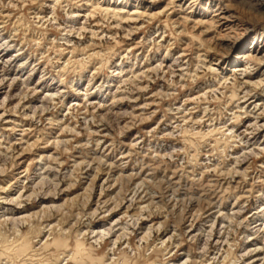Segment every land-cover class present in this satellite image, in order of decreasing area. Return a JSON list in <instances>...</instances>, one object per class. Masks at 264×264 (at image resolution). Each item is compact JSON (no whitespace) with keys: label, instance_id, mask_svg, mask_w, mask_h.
Returning <instances> with one entry per match:
<instances>
[{"label":"rangeland","instance_id":"rangeland-1","mask_svg":"<svg viewBox=\"0 0 264 264\" xmlns=\"http://www.w3.org/2000/svg\"><path fill=\"white\" fill-rule=\"evenodd\" d=\"M182 1L180 8L172 4L173 0H98L101 5L126 10L120 11L125 18L131 17L135 9L150 14L169 5L165 14L153 19L142 16L133 24L122 22L120 17H107L102 12L90 15L87 12L88 8L91 10L90 1L74 5L63 1L53 10L51 1L42 7L38 0L23 10V16L20 11L12 12L15 16L5 27H0V33H4L0 38H3L14 34V22H20L19 36L4 57L23 47L25 54L20 61L28 60L16 75L19 61L6 67L12 81L8 80L11 84L6 82L0 89L3 92L0 112L7 113L0 119V247L12 248L20 234L27 231L29 238L35 237V230L41 225L42 231L33 244L40 248L39 257L47 259L55 255L50 257L51 261L60 256L62 262L63 255L70 250L50 245L55 237L66 238L70 248L74 247L76 238L81 239L90 248V254L104 256V264L109 263V257L119 263L129 260V264H187L189 261L188 264L211 261L210 264H216L218 259L217 264H247L257 254L264 257V212H260L262 220L256 213L259 205L264 206V152L260 150V158H255L252 153H244L246 148L240 141L235 143L229 139L230 129L240 132L247 126L244 114H241L242 120L232 123L236 101L231 99V94L237 90L240 80L237 75L235 81L231 74L232 62L241 61V55L247 51L264 52V0ZM7 2L1 0L0 6L12 9ZM258 2L260 7L250 8ZM17 3L22 6L21 1ZM224 7L236 16L231 24L234 28H228L231 31L225 29L229 22L214 25L212 21L214 13L219 16ZM37 10H41L40 18L32 12ZM73 11L85 12L86 16L79 21H85L87 30H80L76 20L70 17ZM226 35L234 36L235 45L231 49ZM23 37L26 42L21 45ZM258 39L260 48L251 47ZM68 47L75 49L71 53ZM214 66L217 71L211 69ZM149 67L154 70L146 78L141 71ZM118 69L123 71L120 75L115 73ZM37 84L40 90L35 93ZM81 90L88 95L78 94ZM136 106L144 107L137 110ZM6 118L17 120L18 125L5 128ZM252 131L249 128L246 137ZM53 137H58L56 142ZM232 153L244 155L235 160L229 156ZM249 165L251 168L246 170ZM248 189L252 190L245 191ZM234 204L239 210L238 217L231 211L235 209ZM26 212L30 214L28 220L17 218ZM224 215L234 218L227 221ZM118 226L124 227V235L120 234L121 229L120 233L116 232ZM100 228L106 232L96 241L92 233ZM258 228L260 235L254 231ZM257 235L259 239L250 241ZM256 246L261 248L259 253L251 250ZM13 257L21 263L22 255ZM1 259L4 256L0 255V263ZM65 262L83 264L73 260ZM260 264H264V259Z\"/></svg>","mask_w":264,"mask_h":264},{"label":"bare ground","instance_id":"bare-ground-1","mask_svg":"<svg viewBox=\"0 0 264 264\" xmlns=\"http://www.w3.org/2000/svg\"><path fill=\"white\" fill-rule=\"evenodd\" d=\"M1 1V0H0ZM6 1V0H5ZM8 1V0H7ZM15 1V2H14ZM18 1H21L22 2V6L20 7L19 5H18ZM35 1H37L38 2V0H9V2H7L6 4H8V5H11V7H12V9H10V8H3L4 6H0V19H1V21H0V24H2L0 27L2 28V27H5L6 26V23L7 22H9L12 18H13V16H15L12 12H14V11H16V12H18V11H20V16H23V10L24 9H26V7L28 6V5H30V4H33ZM40 2H42L41 3V6L43 7V5L44 4H48L47 2H49V1H51V7L53 8V10H55L56 9V6L57 5H59V4H61L63 1H65V2H67L68 4H69V2L71 1L72 3H73V5L74 4H78V2L80 3V2H82V1H84V0H39ZM91 2L90 4H88L89 6H91V10L88 8L87 10V12H89V14L90 15H94V13H96V12H102L105 16H107V17H111V18H115V19H118L119 17L121 18V21L122 22H131V23H133V24H136L137 22H139L140 20H139V18L140 17H142V16H147V17H150L151 19H153V18H155V17H157L156 15H163V14H165L164 12H165V10L168 8V4L167 5H165V7L160 11L159 10V12H154V13H150V14H145V12H138V10L137 9H135L133 12H131V14L130 15H132L131 17L129 16V17H123V16H121V13L122 12H120V11H123V12H125L124 10H121V9H119V7L117 8V7H111V6H109V5H106V4H103V5H101L100 4V2H98V0H86V2ZM102 1H105V0H102ZM152 1H157V0H152ZM46 2V3H45ZM182 0H173V3L172 4H174V5H176V6H179L180 8L182 7ZM29 3V4H28ZM94 3H95V5H94ZM260 2H258V3H255V5H251L250 6V8L251 9H255V7H260ZM49 5V4H48ZM85 5V4H84ZM153 5H155V4H153ZM50 7V6H49ZM227 7V6H226ZM226 7H224V10H222L221 8V10H222V12L220 13V15L219 16H217V14H215L214 13V15H213V23H214V25L216 24H219V23H221L222 21H227V22H229L230 23V25H226L227 27H225V29L227 28V30L228 31H231V30H229V29H233L234 28V26L233 25H231L233 22H234V18L236 17L235 15H234V12L233 13H230L231 12V10L229 9V8H226ZM30 10H32V9H30ZM90 10V11H89ZM219 10V9H218ZM40 11L41 10H37V11H32L33 12V14L34 15H36V18L38 17V18H40ZM83 11V10H82ZM82 11H73V13H72V16H70L73 20H76V23L79 25V29L81 30V29H85L86 27H85V21L82 19V21L83 22H80L79 20H80V17H83V16H86V14H87V12H86V9H85V12H86V14H85V12L84 13H82ZM217 11V10H216ZM220 11V10H219ZM43 13V12H42ZM32 14V13H31ZM88 14V15H89ZM18 15V14H17ZM89 15V16H90ZM215 16H217V17H215ZM92 17V16H91ZM42 18V17H41ZM43 19V18H42ZM71 19V20H72ZM85 19V18H84ZM239 19V18H238ZM19 20V19H18ZM87 20V19H86ZM186 20H187V18H186ZM207 22V21H206ZM210 22V21H209ZM20 23L19 21L18 22H14V28H15V33L14 34H10V35H8L7 37H3V38H0V89H1V86L4 84V83H6L7 82V84H11V83H9L10 81H12V80H10L11 78L9 77V75L11 74L10 72H8V69H6V67H8V66H10V65H12L13 63H15V62H17V61H19V69H17L16 71H15V75L16 74H19V72L22 70V69H24V67H25V65L27 64V59H23L24 61H20V58H21V56L23 55V54H25L24 53V50L22 49V48H18V49H16L15 51H14V53L13 54H11L9 57H4L5 56V53H7L8 51H9V49L12 47V45L13 44H11V43H14L15 41H16V37H18L19 36V32H17V31H19L18 30V26H20V24L18 25V24ZM57 23V22H56ZM228 23V24H229ZM9 24V23H8ZM87 24V23H86ZM96 24V23H95ZM179 24V23H178ZM226 24V23H225ZM70 25H72V24H70ZM75 25V24H74ZM236 25V24H235ZM73 26V25H72ZM72 26H71V29H72ZM18 27V28H17ZM179 27V26H178ZM215 27V26H214ZM236 27V26H235ZM75 28V27H74ZM94 28V27H93ZM141 27H137V29H140ZM218 28V27H217ZM229 28V29H228ZM69 29V28H68ZM90 29H91V27H90ZM237 29V28H236ZM74 30V29H73ZM77 30V29H76ZM80 30H79V32H80ZM86 30H87V28H86ZM93 30V29H92ZM5 31V30H4ZM75 31V30H74ZM78 31V30H77ZM95 31V30H94ZM94 31H91V32H94ZM98 31H100V30H98ZM98 31H95V33L96 32H98ZM126 31H128V30H126ZM25 32V31H24ZM70 32V31H69ZM84 32H86V31H84ZM101 33V32H100ZM129 33V32H128ZM229 33V32H228ZM232 33V32H231ZM233 33H235V32H233ZM94 34V33H93ZM92 34V35H93ZM104 34V33H103ZM2 35H4V33H0V36L2 37ZM95 35V34H94ZM100 35V34H99ZM229 35H231V34H229ZM229 35H226V36H228V39H226V40H228V41H231L230 42V49L235 45L234 44V42L232 41L233 40V38H234V36H230V38H229ZM232 35H234V34H232ZM103 36V35H102ZM225 36V35H224ZM95 37V36H94ZM97 37V36H96ZM99 37V36H98ZM161 37V36H160ZM163 37V36H162ZM223 37V36H222ZM61 38V37H60ZM224 38V37H223ZM227 38V37H226ZM222 39V38H221ZM135 41V40H134ZM26 42V40H25V37H23V39H22V41H21V45L22 44H24ZM68 43V42H67ZM71 43V42H70ZM154 43V42H153ZM260 39H258L257 41H255V44H254V46H251V47H254L255 49H258V48H260ZM226 44V43H225ZM234 44V45H233ZM258 44V45H257ZM138 45V43L137 42H135V44H134V46H137ZM171 45V44H170ZM201 45V44H200ZM69 46H72V45H70L69 44ZM204 46V45H203ZM225 46V45H224ZM227 46V45H226ZM66 47H67V45H66ZM132 47V46H131ZM207 47V46H206ZM69 49H70V52L72 53L73 52V50L75 49V47H68ZM68 48H66V49H68ZM129 48V47H128ZM166 48V47H165ZM208 48V47H207ZM216 48V47H215ZM224 48V47H223ZM227 48V47H226ZM205 49V48H204ZM214 50V48H211V49H209V50ZM212 50V51H213ZM227 51V50H226ZM73 55V54H72ZM32 57V56H31ZM86 57V56H85ZM198 57H199V55H198ZM201 57V56H200ZM72 59V58H71ZM31 60V59H30ZM29 60V61H30ZM182 61V60H181ZM32 62V61H31ZM175 62V61H174ZM173 62V63H174ZM220 62V61H219ZM232 63H234L233 65H232V68H231V71H232V75L234 76V79H235V81H237V75L239 76V84H238V86H236V87H238L237 88V90H235V91H233L232 92V90H231V92H232V94H231V99L233 100L234 99V101H236V104H235V108L236 109H234L233 107L231 108V109H234L233 110V117H232V119L234 120L232 123H234V122H237V120L238 119H240V120H242V116H241V114H244V116H245V118H246V120H247V126H246V128L243 130V131H240V132H238V131H236V130H233V129H230L229 130V133H230V137H229V139L231 138V140L233 141V142H239L240 141V143L246 148L245 149V151H244V153H247V154H253V157H255V158H260V150H261V152L263 151L264 152V73L263 74H260L262 71H264V52H260V50H258L257 52H255L254 54L253 53H251V51H247V52H244L242 55H241V61H238V62H236L235 60H233V62ZM175 64V63H174ZM34 65V64H33ZM144 65V64H143ZM196 66V65H195ZM172 67H174V66H172ZM33 68H35V67H33ZM197 68V67H196ZM210 68V67H209ZM123 69V68H122ZM121 69V70H122ZM153 68H147V69H142V71H141V74H142V76L144 75L146 78L147 77H149V74H150V71L152 70ZM199 69V68H198ZM212 70H214V71H217V69L215 68V66L214 67H212L211 68ZM121 70H117V71H115V73H116V75H120L123 71H121ZM154 70V69H153ZM187 72V71H186ZM191 73V72H190ZM13 74V75H14ZM174 75V74H173ZM11 76H12V74H11ZM228 76V75H227ZM18 77V76H17ZM180 77V76H179ZM16 78V77H15ZM194 78V77H193ZM12 79H14V77L12 78ZM24 79V78H23ZM126 79V78H125ZM128 79V78H127ZM8 80H9V82H8ZM16 80H17V78H16ZM20 80L22 81V78H20ZM19 80V81H20ZM221 80V79H220ZM13 81H15V80H13ZM18 81V80H17ZM123 81V80H122ZM16 82V81H15ZM23 82V81H22ZM26 82V81H25ZM127 82V81H126ZM119 83V82H118ZM24 84V83H23ZM22 84V85H23ZM131 84V83H130ZM13 85V84H12ZM38 85V84H37ZM61 85L63 86V82L61 83ZM184 85V84H183ZM235 85H237V83L235 84ZM7 86H10V85H7ZM14 86V85H13ZM88 86V85H87ZM32 87V86H31ZM34 87V86H33ZM38 87H40L39 85L38 86H35L34 87V91H35V93L36 92H38L39 90H40V88H38ZM52 87V86H51ZM216 87V86H215ZM234 87L235 86H233V90H234ZM6 88V87H5ZM10 88V87H9ZM13 88V87H12ZM55 88V87H54ZM61 88V87H60ZM88 88V87H87ZM218 88V87H217ZM8 89V88H7ZM206 89V88H205ZM3 90V89H2ZM30 90V89H29ZM48 90H51L50 88L48 89ZM80 90V89H79ZM121 90V89H120ZM213 90V89H212ZM215 90V89H214ZM218 90V89H217ZM10 91V90H9ZM28 91V90H27ZM26 91V92H27ZM6 92V91H5ZM4 92V93H5ZM21 92V91H20ZM61 92H62V89H61ZM78 92V94H80V95H84L85 97H86V95H88L85 91H77ZM88 92V91H87ZM0 93H3V92H0ZM7 93V92H6ZM34 93V92H33ZM33 93H32V95H33ZM46 93V92H45ZM8 94V93H7ZM29 94H31V93H29ZM19 95V94H18ZM22 95V94H21ZM28 95V94H27ZM40 95V94H39ZM46 95H55L54 93H46ZM57 95V94H56ZM43 96V95H42ZM44 96H45V94H44ZM83 96V97H84ZM202 96V95H201ZM9 97V96H8ZM11 97V96H10ZM19 97H20V95H19ZM24 97H25V94H24ZM81 97V96H80ZM192 97H195V96H192ZM43 98V97H42ZM45 98V97H44ZM56 98V97H55ZM3 99H5L4 98V96H3ZM23 99V98H22ZM22 99H21V101H22ZM52 99V98H51ZM199 99V98H198ZM43 100V99H42ZM55 100V99H54ZM89 100V99H88ZM87 100V101H88ZM37 101V100H36ZM76 101V100H75ZM74 101V102H75ZM81 101V100H80ZM79 101V102H80ZM90 101V100H89ZM88 101V102H89ZM133 101V100H132ZM131 101V102H132ZM154 101V100H153ZM18 102V101H17ZM44 102V101H43ZM54 102V101H53ZM72 102V101H71ZM4 103H5V100H4ZM3 103V104H4ZM8 103H9V101H8ZM27 103L28 102H26V106H27ZM30 103V102H29ZM75 103H77V102H75ZM85 103H87V102H85ZM90 103V102H89ZM91 103H93V102H91ZM98 103V102H97ZM233 103H235V102H233ZM1 104H2V102H1ZM12 104H14V103H12ZM16 104H18V103H16ZM24 104V103H23ZM22 104V105H23ZM40 104V103H39ZM42 104V103H41ZM100 104H102L101 102H100ZM99 103H98V106L100 105ZM149 104V103H148ZM75 105V104H74ZM80 105V104H79ZM142 105V104H141ZM144 105V104H143ZM150 105V104H149ZM2 106V105H1ZM0 106V107H1ZM6 106V105H5ZM9 106V105H8ZM20 106V105H19ZM35 105H33V107H34ZM42 106V105H41ZM83 106H85V105H83ZM101 106V105H100ZM103 106V105H102ZM146 106V105H145ZM7 107V106H6ZM10 107V111H12L13 110V108H11V106H9ZM17 107V106H16ZM15 107V108H16ZM25 107V106H24ZM30 107H31V105H30ZM141 107H144V106H141ZM141 107H138L137 108V106H136V108H137V110L138 109H140ZM2 108V107H1ZM5 107H3V109H4ZM23 108V107H22ZM32 108V107H31ZM45 108V107H44ZM105 108V107H104ZM211 108V107H210ZM7 109H8V107H7ZM12 109V110H11ZM24 109V108H23ZM33 109V108H32ZM108 109V108H107ZM150 109V108H149ZM2 110V109H1ZM19 110V109H18ZM134 110V109H133ZM27 111V110H26ZM25 111V112H26ZM144 111V110H143ZM205 111V110H204ZM14 112V111H13ZM229 112V111H228ZM67 113V112H66ZM133 113V112H132ZM138 113V112H137ZM7 113H5V111H3L2 113L0 112V119H1V117H4L5 115H6ZM138 114H136V116H137ZM142 115V114H141ZM102 116V115H101ZM133 116V115H132ZM135 116V115H134ZM141 117H143V116H141ZM147 117V116H146ZM5 118V117H4ZM92 118H93V116H92ZM186 118V117H185ZM185 118H183V119H185ZM60 119V118H59ZM95 119H97V118H95ZM143 119V118H142ZM182 119V118H181ZM201 119V118H200ZM3 120V119H2ZM5 120V122L4 123H7V125L6 124H4V125H6V127L5 128H8V126H11V125H13L11 128H13V127H15L16 125H18L17 123H16V121H15V119L13 120V119H4ZM49 120V119H48ZM51 120V119H50ZM63 120V119H62ZM86 120H87V118H86ZM239 120V121H240ZM199 121V120H198ZM48 122V121H47ZM88 122V121H87ZM241 122V121H240ZM54 124V123H53ZM231 124V123H230ZM59 125V124H58ZM24 126V125H23ZM22 126V127H23ZM62 126V125H61ZM64 126H69V125H64ZM211 126V125H210ZM216 126V125H215ZM227 126V125H226ZM26 127H27V125H26ZM25 127V128H26ZM31 127V126H30ZM232 127V126H231ZM244 127V126H243ZM248 127V128H247ZM18 128V127H17ZM66 128V127H65ZM72 128V127H71ZM129 128V127H128ZM233 128V127H232ZM251 129V128H253V131L252 132H250V133H247L248 135H249V137H246V131L248 130V129ZM22 129V128H21ZM60 129H61V127H60ZM70 129V128H69ZM13 130V129H12ZM62 130H64V128L62 129ZM72 130V129H71ZM228 130V129H227ZM22 131H24V129L22 130ZM26 131V130H25ZM224 131V130H223ZM14 132H16V131H14ZM165 133V132H164ZM167 133V132H166ZM58 135V134H57ZM260 135H261V137H260ZM54 138V137H53ZM58 138V137H57ZM57 138H54L53 140L55 141V140H57ZM19 139V138H18ZM23 139V138H22ZM72 140V139H71ZM102 140V139H101ZM22 141V140H21ZM25 141V140H24ZM27 141V140H26ZM25 141V142H26ZM31 141V140H30ZM61 141V140H60ZM59 141V142H60ZM48 142V141H47ZM56 142V141H55ZM67 142V141H66ZM99 142V141H98ZM21 143V142H20ZM52 143H54V142H52ZM61 143V142H60ZM64 143V142H63ZM234 143V144H235ZM33 144H35V143H33ZM3 145V144H2ZM24 145H26V144H23V146ZM32 145V144H31ZM60 145V144H59ZM8 146V145H7ZM235 146V145H234ZM27 147H28V144H27ZM104 147V146H103ZM6 148H8V147H6ZM11 148V147H10ZM13 148V147H12ZM12 148H11V150H12ZM48 148V147H47ZM222 148V147H221ZM15 149V148H14ZM25 148H23V150H24ZM27 149V148H26ZM7 150H9V149H7ZM11 150H10V152H11ZM243 152V151H242ZM17 153H19L18 151H17ZM44 153V152H43ZM125 153V152H124ZM154 153V152H153ZM10 154V153H9ZM15 154V153H14ZM48 154H50V153H48ZM54 154V153H53ZM224 154V153H223ZM243 154V153H242ZM241 154V155H242ZM11 155V154H10ZM241 155H234L233 153L232 154H229V156H231V158H234L235 160L236 159H238ZM244 155V154H243ZM48 156V155H47ZM46 156V157H47ZM52 156V155H51ZM54 156V155H53ZM154 156V155H153ZM14 157H15V155H14ZM14 157H12V158H14ZM17 154H16V159H17ZM39 158V157H38ZM41 158H42V156H41ZM52 158V157H51ZM262 158V157H261ZM16 159H13V160H16ZM20 159V158H19ZM37 159V158H36ZM47 159V158H46ZM45 159V160H46ZM98 159V158H97ZM100 159V158H99ZM103 159V158H102ZM52 160H54V159H52ZM127 160V159H126ZM38 161V160H37ZM42 161V160H41ZM47 161H48V159H47ZM20 162V160L17 162V163H19ZM43 162V161H42ZM79 163V162H78ZM60 164V163H59ZM20 165V164H19ZM26 165V164H25ZM47 165V164H46ZM49 165V164H48ZM15 166H16V164H15ZM44 166V165H43ZM50 167L52 166V165H49ZM26 167V166H25ZM215 167V166H214ZM231 167V166H230ZM39 168V167H38ZM47 168H49V167H47ZM251 168V165H249V166H247V167H245V169L246 170H248V169H250ZM23 169V168H22ZM25 169V168H24ZM43 168H41V170H42ZM52 169V168H51ZM55 169V168H54ZM44 170V169H43ZM50 170V169H49ZM71 170V169H70ZM264 170V169H263ZM24 171H27L26 169L24 170ZM39 171H40V169H39ZM51 171V170H50ZM108 171V170H107ZM42 172V171H41ZM116 172V171H115ZM220 172V171H219ZM244 172V171H243ZM243 172H241V174L243 173ZM246 172V171H245ZM49 173V172H48ZM118 173V172H117ZM238 173H240V172H238ZM19 174V173H18ZM136 174V173H135ZM134 174V175H135ZM151 174V173H150ZM234 174V173H233ZM36 175V174H35ZM38 175V174H37ZM36 175V176H37ZM41 176H43L42 174H40ZM126 175V174H125ZM244 175H245V173H244ZM40 176V177H41ZM116 176V175H115ZM120 176V175H119ZM140 176V175H139ZM39 177V176H38ZM39 177V178H40ZM45 177V176H44ZM46 177H48V175H46ZM45 177V178H46ZM130 177V176H129ZM141 177V176H140ZM50 178V177H49ZM126 178V177H125ZM148 178V177H147ZM18 179V178H17ZM52 179V178H51ZM130 179V178H129ZM152 179V178H151ZM252 179V178H251ZM119 180V179H118ZM147 180V179H146ZM27 181V180H26ZM43 181V180H42ZM103 181V180H102ZM133 181V180H132ZM150 181V180H149ZM24 182V181H23ZM22 182V183H23ZM44 182V181H43ZM201 182V181H200ZM115 183V182H114ZM137 183V182H136ZM139 183V182H138ZM142 182H140V184H141ZM143 185V184H142ZM4 186V185H3ZM2 186V187H3ZM19 186V185H18ZM26 186V185H25ZM27 186H28V184H27ZM1 187V188H2ZM22 187V186H21ZM134 187H136V186H134ZM140 187V186H139ZM140 188H142V187H140ZM149 188V187H148ZM3 189V188H2ZM2 189H1V191H2ZM12 190H13V188H11ZM19 189V188H18ZM24 188H22V190H23ZM101 189V188H100ZM135 189V188H134ZM10 190V189H9ZM15 190V189H14ZM31 190V189H30ZM140 190V189H139ZM138 190V191H139ZM250 190H252V189H248V190H245V191H250ZM29 191V190H28ZM27 191V192H28ZM32 191V190H31ZM51 191V190H50ZM4 192V191H3ZM33 192V191H32ZM36 192V191H35ZM35 192H34V194H35ZM119 192V191H118ZM117 192V193H118ZM126 192H127V190H126ZM147 192H150V191H148L147 190ZM154 192V191H153ZM152 192V193H153ZM205 192V191H204ZM21 193V192H20ZM136 193V192H135ZM152 193H151V195H152ZM155 193V192H154ZM153 193V194H154ZM220 193V192H219ZM3 194V193H2ZM27 194V193H26ZM245 194V193H244ZM264 194V193H263ZM8 195V194H7ZM21 195V194H20ZM20 195H18V196H20ZM24 195V194H23ZM36 195V194H35ZM38 195V194H37ZM140 195H143L142 193L140 194ZM2 196V195H1ZM17 196V195H16ZM16 196H15V199L16 200H18L17 198H16ZM145 196V195H144ZM147 196V195H146ZM149 196V195H148ZM258 196H260V192L258 193ZM13 197V196H12ZM23 197H25V196H23ZM56 197V196H55ZM150 197V196H149ZM199 197H201V196H199ZM262 197V196H261ZM5 198V197H4ZM21 198V197H20ZM36 198V197H35ZM121 198H123L122 196L120 197V199ZM139 198V197H138ZM208 198V197H207ZM241 198V197H240ZM9 199H10V197H9ZM14 199V198H13ZM14 199V200H15ZM23 199V198H22ZM27 199V198H26ZM29 199H31V198H29ZM40 199V198H39ZM47 199V198H46ZM130 199H132V198H130ZM149 199H152V198H149ZM148 199V201H150ZM156 199H158V198H156ZM8 200V199H7ZM122 200V199H121ZM148 201H146V202H148ZM152 201V200H151ZM8 202V201H7ZM15 202V201H14ZM13 202V203H14ZM18 202H19V200H18ZM26 202V201H25ZM121 202V201H120ZM129 202V201H128ZM155 202V201H154ZM159 202V201H158ZM241 202V201H240ZM12 203V202H11ZM12 203V204H13ZM23 203V202H22ZM37 203V202H36ZM132 203V202H131ZM151 203H153V201L151 202ZM236 203V202H235ZM16 204V203H15ZM19 205H20V202L18 203ZM47 204V203H46ZM109 204V203H108ZM114 204H115V202H114ZM149 204V203H148ZM213 204V203H212ZM40 205H42V203L40 204ZM45 205V204H44ZM53 205H55V204H53ZM118 205V204H117ZM128 205V204H127ZM156 205V204H155ZM163 205V204H162ZM29 206V205H28ZM48 206H49V204H48ZM47 206V207H48ZM146 206V205H145ZM153 206V205H152ZM2 207H4V206H2ZM12 207V206H11ZM53 207V206H52ZM51 207V208H52ZM60 207V206H59ZM63 207V206H62ZM129 207V206H128ZM139 207H141V205L139 206ZM144 207V206H143ZM143 207H141V208H143ZM233 207L236 209V207H237V205H233ZM40 208H42V207H40ZM45 208V207H44ZM42 209V210H45L46 211V209ZM56 208V207H55ZM146 208H148L147 206H146ZM233 208V209H234ZM58 209V208H57ZM67 209V208H66ZM139 209V208H138ZM145 209V208H144ZM153 209V208H152ZM151 209V210H152ZM165 209V208H164ZM234 209V211L233 210H231L232 211V213L235 215V217H238L237 216V213H238V209H236L235 210ZM257 209V214L259 215V220L261 219L260 218V212H264V206H260L259 205V207H257L256 208ZM261 209V210H260ZM8 210H10L9 208H7L6 209V211L7 212H9ZM19 210H20V208H19ZM32 210V209H31ZM61 210V209H60ZM140 210V209H139ZM147 210V209H146ZM150 210V211H151ZM155 210V209H154ZM217 210V209H216ZM34 211H36V210H34ZM38 211V210H37ZM40 211V210H39ZM38 211V212H39ZM129 211V210H128ZM230 211V212H231ZM3 212V211H2ZM5 212V211H4ZM6 212V213H7ZM12 212V211H11ZM22 212V211H21ZM28 212H31V211H28ZM43 212V211H42ZM51 212V211H50ZM65 212V211H64ZM148 212V211H147ZM241 212V211H240ZM46 213L48 214V212L46 211ZM46 213L43 215V217L46 215ZM63 213V212H62ZM65 213H68L67 211L65 212ZM126 213V212H125ZM140 213V212H139ZM150 213V212H149ZM192 213V212H191ZM219 214H221V211L220 212H218ZM23 214V213H22ZM32 214V213H31ZM33 214H35V213H33ZM42 214V213H41ZM148 214V213H147ZM187 214V213H186ZM231 214V213H230ZM229 214V215H230ZM40 215V214H39ZM64 215V214H63ZM122 215V214H121ZM123 215H125V214H123ZM142 215V214H141ZM215 215V214H214ZM217 215V214H216ZM248 215V214H247ZM16 216V215H15ZM14 216V217H15ZM29 216H30V214H27V212H26V214L25 215H21V216H19V217H17V218H20V219H26V220H28V218H29ZM35 217H36V214L34 215ZM120 216V215H119ZM133 216V215H132ZM220 216V215H219ZM225 216V215H224ZM223 216V217H224ZM246 216V215H245ZM4 217V216H3ZM8 217V216H7ZM31 217H32V215H31ZM48 217V216H47ZM62 217V216H61ZM123 217V216H122ZM128 217V216H127ZM134 217V216H133ZM215 217H217V216H215ZM262 217H264V215L262 216ZM10 218V217H9ZM37 218H39V217H37ZM44 218H46V217H44ZM58 218H60V216L58 217ZM66 218V217H65ZM119 218V217H118ZM117 218V219H118ZM136 218V217H135ZM145 218V217H144ZM149 218V217H148ZM152 218V217H151ZM221 218V217H220ZM225 218L227 219V221H230L231 220V218H234L233 216H231V217H228V216H225ZM1 219V218H0ZM3 219V218H2ZM35 219V218H34ZM43 219V218H42ZM116 218H114L113 220H115ZM212 219V218H211ZM213 219H215V218H213ZM246 219V218H245ZM252 219V218H251ZM4 220H6V219H4ZM16 220V219H15ZM25 220V221H26ZM31 220V219H30ZM29 220V221H30ZM33 220V219H32ZM31 220V221H32ZM39 220H40V218H39ZM138 220V219H137ZM232 220H234V219H232ZM253 220V219H252ZM262 220V219H261ZM18 221V220H17ZM24 221V222H25ZM45 221V220H44ZM118 221V220H117ZM190 221V220H189ZM189 221H188V223H189ZM208 221V220H207ZM212 221V220H211ZM214 221V220H213ZM218 221V220H217ZM262 221H264V220H262ZM2 222H3V220H2ZM6 222V221H5ZM21 222H22V220H21ZM28 222V221H27ZM35 222H36V220H35ZM35 222H32V223H34L35 224ZM113 222V221H112ZM111 222V223H112ZM115 222V221H114ZM113 222V223H114ZM125 222V221H124ZM137 222V221H136ZM155 222V221H154ZM159 222V221H158ZM193 222V221H192ZM235 222V221H234ZM236 222H237V219H236ZM235 222V223H236ZM4 223V222H3ZM8 223V222H7ZM31 223V222H30ZM31 223V224H32ZM46 223H48V222H46ZM62 223H64V222H62ZM110 223V224H111ZM126 223H127V221H126ZM130 223V222H129ZM149 223V222H148ZM157 223V222H156ZM210 223V222H209ZM215 223V222H214ZM224 223V222H223ZM222 222H221V224H223ZM242 223V222H241ZM2 224V223H1ZM26 224V223H25ZM37 224H38V221H37ZM49 224V223H48ZM61 224V223H60ZM115 224V223H114ZM119 224V223H118ZM122 224H124V223H122ZM131 224V223H130ZM137 224V223H136ZM187 224V223H186ZM193 224V223H192ZM224 224H226V223H224ZM228 224H230V223H228ZM254 224V223H253ZM252 224V225H253ZM30 225V224H29ZM102 225V224H101ZM125 225V224H124ZM123 225V226H124ZM157 225H159V224H157ZM188 225V224H187ZM227 225V224H226ZM257 225H260V222L259 223H257ZM264 225V224H263ZM104 226V225H103ZM110 226V225H109ZM120 227L119 228V226L116 228V232H118L120 229H121V232L124 230H122V228H124V227ZM148 226H149V224H148ZM160 226V225H159ZM161 226H162V224H161ZM190 226H192V225H190ZM211 226L213 227V224H211ZM222 226V225H221ZM220 226V227H221ZM231 226H232V224H231ZM249 226V225H248ZM2 227V226H1ZM7 227V226H6ZM41 227V225L39 226V228H37L34 232L36 233V236L35 237H28L27 235H28V233H30V232H26V233H24V234H20V238H17L15 241L16 242H14L15 243V245L12 247V248H9L7 245H3V246H5L4 248H2V247H0V255L1 256H4V259H1L2 261V263H0V264H65L66 262L65 261H67V260H73V261H75V262H81V263H83V264H104V261H103V259H104V256L103 257H101L100 255H97L96 254V256H94V255H92V254H90V252L88 251L90 248L89 247H87L85 244H84V242L81 240V239H79V238H76L75 239V245H74V247L73 248H70L69 247V244H68V240L66 239V238H64V239H60V238H58V237H55L54 239H53V241L51 242V244L50 245H58V246H63V248H67V249H70L69 251H68V253L66 254V255H63L64 257H63V259L64 260H62V262L60 261L61 260V257L60 256H57V257H54L53 258V260L54 261H51L50 260V257L51 256H55V255H51V256H49V258H47V259H44V256H42V258L41 257H39V255H38V250L40 249H38L37 247L35 248V245L33 244L34 242H36V238H38L37 236H38V234L39 233H41V231H42V229L40 228ZM43 227V226H42ZM48 227H49V225H48ZM88 227V226H87ZM112 227H113V225H112ZM223 227V226H222ZM229 227V226H228ZM227 227V229H230V227L228 228ZM250 227V226H249ZM249 227H247V228H249ZM255 227V226H254ZM15 228V227H14ZM32 228V227H31ZM47 228V227H46ZM50 228H52L53 229V225H50ZM103 228V227H102ZM105 228L107 229V228H109L108 226L106 227L105 226ZM149 228V227H148ZM211 228V227H210ZM241 228V227H240ZM244 228V227H243ZM245 228H246V226H245ZM261 228V227H260ZM260 228H258L257 230H254V231H256V233L257 234H259V231H261V229ZM5 229V228H4ZM7 229V228H6ZM20 229V228H19ZM34 229V228H33ZM44 229V228H43ZM59 229V228H58ZM88 229V228H87ZM91 229V228H90ZM126 229V228H125ZM150 229V228H149ZM175 229V228H174ZM190 229V228H189ZM196 229V228H195ZM203 229V228H202ZM30 230H32V229H30ZM50 230V229H49ZM127 230V229H126ZM234 230V229H233ZM12 231H13V229H12ZM16 231H18V230H16ZM53 231V230H52ZM86 231V230H85ZM128 231V230H127ZM130 231V230H129ZM140 231V230H139ZM174 231V230H173ZM199 231V230H198ZM220 231V230H219ZM226 231V230H225ZM228 231V230H227ZM50 232V231H49ZM59 233H60V231H58ZM94 233H92V234H94V237H96V241H97V239H98V237H101V236H103L104 235V232H106V231H104V229H94V231H93ZM108 232V231H107ZM113 232V231H112ZM126 232V231H125ZM149 232H150V230H149ZM148 232V233H149ZM175 232V231H174ZM185 232V231H184ZM224 232V231H223ZM3 233V232H2ZM16 233V232H15ZM118 233H120V232H118ZM143 233V232H142ZM146 234H148L147 232H145ZM193 233V232H192ZM244 233V232H243ZM255 232L253 233V234H256ZM6 234H8V233H6ZM17 234V233H16ZM63 234V233H62ZM82 234V233H81ZM106 234H108V233H106ZM117 234V233H116ZM115 234V235H116ZM120 234H123V232L122 233H120ZM144 234V233H143ZM142 234V235H143ZM151 234V233H150ZM171 234V233H170ZM175 234V233H174ZM194 234H197V233H195V231H194ZM202 234H203V232H202ZM245 234V233H244ZM18 235V234H17ZM109 235V234H108ZM117 235H119V234H117ZM124 235V234H123ZM173 235V234H172ZM260 235V234H259ZM3 236V235H2ZM120 236V235H119ZM148 236V235H147ZM189 236V235H188ZM187 236V237H188ZM190 236H191V234H190ZM189 236V237H190ZM211 236V235H210ZM220 236V235H219ZM251 236V235H250ZM250 236H249V238H250ZM263 236V235H262ZM47 237H49V235L47 236ZM121 237V236H120ZM144 236H142V238H143ZM167 237V236H166ZM165 237V238H166ZM177 237V236H176ZM193 237V236H192ZM195 237V236H194ZM3 238V237H2ZM35 238V239H34ZM102 238V237H101ZM100 238V239H101ZM104 238V237H103ZM109 238V237H108ZM113 238H116V237H113ZM119 237L117 236V238H116V240L118 239ZM168 238V237H167ZM167 238L165 239V240H167ZM179 238H180V236H179ZM258 238V235L257 236H255L254 238H250V241L251 240H256ZM111 239V238H110ZM194 239V238H193ZM210 239V238H209ZM248 239V238H247ZM259 239V238H258ZM264 239V238H263ZM48 239H46L45 240V242L47 241ZM114 240V239H113ZM164 239H163V242L165 241ZM181 240V239H180ZM218 240H221V239H218ZM95 241V242H96ZM115 241V240H114ZM182 241V240H181ZM181 241H180V243H181ZM260 241V240H259ZM262 241V240H261ZM264 241V240H263ZM9 242V241H8ZM44 242V243H45ZM183 242V241H182ZM217 242V241H216ZM43 243V244H44ZM116 243V242H115ZM114 243V244H115ZM175 243H176V241H175ZM3 244H4V242H3ZM113 244V245H114ZM249 244V243H248ZM264 244V243H263ZM256 245V244H255ZM7 246V247H6ZM179 246V245H178ZM11 247V246H10ZM248 249V248H247ZM263 249V248H262ZM180 250V249H179ZM184 250V249H183ZM244 250H246V249H244ZM248 250H250V249H248ZM251 250H252V252L254 251L255 253H259L260 252V250H261V248H260V246H256L255 248H253L252 249V247H251ZM264 250V249H263ZM13 251H16L15 253H13ZM110 251H112L111 249H110ZM171 251V250H170ZM173 251V250H172ZM18 252V253H17ZM188 252V251H187ZM246 252V251H245ZM248 252V251H247ZM66 253V252H65ZM172 253V252H171ZM254 253V254H255ZM113 254V253H112ZM193 254V253H192ZM199 254V253H198ZM205 254V253H204ZM251 254V253H250ZM264 254V253H263ZM14 255H17L18 257H19V255L21 256L22 255V258H21V263H19V261H16L15 259H17L16 257H13ZM42 255V254H41ZM40 255V256H41ZM114 255V254H113ZM172 255V254H171ZM186 255H187V253H186ZM202 255V254H201ZM206 255V254H205ZM245 255V254H244ZM188 256V255H187ZM213 256V255H212ZM215 256V255H214ZM243 256V255H242ZM253 256V255H252ZM189 257V256H188ZM206 257H208V256H206ZM216 257V256H215ZM186 259H187V257H185ZM195 258V257H194ZM201 258V257H200ZM211 258V257H210ZM210 258L208 259V260H210ZM220 258V257H219ZM249 258V257H248ZM51 259H52V257H51ZM114 257H109V263H107V264H129V260H124L122 263H119V261L118 262H114ZM123 259H126V257L125 258H123ZM186 259H184V260H186ZM190 259H192V257L190 258ZM218 259V258H217ZM263 259H264V257H260V254H257V256H255V257H252L248 262H247V264H260V261L262 262L263 261ZM199 260V259H198ZM211 260H212V258H211ZM187 261V260H186ZM188 261H189V258H188ZM215 261V260H214ZM218 261H220L219 259L216 261L217 263H219ZM247 261V260H246ZM172 262V261H171ZM174 262V261H173ZM172 262V263H173ZM181 262H183V261H180V263ZM190 262V261H189ZM188 262V263H189ZM196 262V261H195ZM212 262V261H211ZM210 262V263H211ZM176 263V262H175ZM187 263V264H188ZM192 263V262H191ZM203 263V262H202ZM209 263V264H210ZM216 263V264H217ZM66 264H69L68 262L66 263ZM177 264V263H176ZM182 264H184V262L182 263ZM195 264V263H194ZM206 264V263H205Z\"/></svg>","mask_w":264,"mask_h":264}]
</instances>
